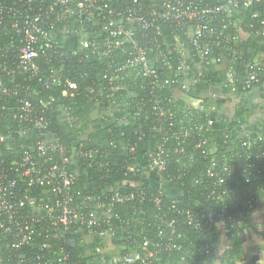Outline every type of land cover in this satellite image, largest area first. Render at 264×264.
Returning <instances> with one entry per match:
<instances>
[{
  "label": "built area",
  "instance_id": "obj_1",
  "mask_svg": "<svg viewBox=\"0 0 264 264\" xmlns=\"http://www.w3.org/2000/svg\"><path fill=\"white\" fill-rule=\"evenodd\" d=\"M255 4L260 5L252 14L255 22L245 29L225 22L224 16ZM165 25L172 30L174 44L164 31ZM230 26L233 33L226 32ZM243 33L261 37L264 44V0H0V157L2 150L16 145L17 141H11L14 134L33 136L19 145L23 150L20 157L7 165L0 163V264H155L163 251L189 256L179 264H257L246 253L225 258L222 246L198 245L194 240L184 246L187 235L182 224L198 228L202 223L192 208L165 204L162 194L172 199L179 196L170 183L183 179V169L194 166L199 153L208 161L188 182L192 186L211 182L212 199L234 192L241 178L250 182L262 172V130L254 133L244 125L237 131V138L244 139L242 148L232 149L234 139L230 138L228 155L219 153L215 137L210 135L217 127L211 114L217 111L216 105L206 103L209 115L198 120L192 112L181 117L161 100H154L152 121L162 134L140 164L142 170L155 174L153 188L159 194L148 196L137 183L139 189L112 185L82 195L74 187L80 170L78 160L109 170L110 151L83 144L68 149L52 131L47 117L54 99L45 101L39 97L42 90L5 81V77L20 73L44 88L64 87L70 92L84 88L95 104L96 118L108 116L120 124H133L145 116V99L167 88L174 102L215 97L218 92L213 88L207 91L210 96L202 97L203 92L195 86L200 83L202 64L223 57L243 62L246 93L260 89L264 51L258 53L257 60H246L243 51L232 46L243 39ZM182 36L189 39L200 61L190 57ZM207 37L211 42L205 41ZM215 48L221 53L216 55ZM174 50L180 54L176 69ZM41 54L47 58L56 54L58 63L44 70L37 63ZM69 55L89 62L104 59L103 79L90 82L86 73L64 76ZM225 76L235 90L236 72L229 66ZM139 82L140 88L145 84L148 89L141 103L135 100ZM9 119L18 126H11ZM128 141H113L111 145L134 152L137 145ZM172 164L179 166L177 172L167 170ZM125 170L137 172L140 168L129 162ZM243 194L231 206V213L228 205L215 212L212 223L228 222V227L237 228L253 217L260 199L246 188ZM136 199L143 205L128 207ZM146 201L154 206L146 207ZM134 213L151 217L149 225L154 232H145L146 226ZM78 241L80 251H73Z\"/></svg>",
  "mask_w": 264,
  "mask_h": 264
},
{
  "label": "trees",
  "instance_id": "obj_2",
  "mask_svg": "<svg viewBox=\"0 0 264 264\" xmlns=\"http://www.w3.org/2000/svg\"><path fill=\"white\" fill-rule=\"evenodd\" d=\"M260 5H253L251 7L245 8L240 7L238 10L233 11L230 16H224L225 22L238 23L244 29L246 25L250 22H255V18L252 17L254 11L259 9ZM165 33L169 34L170 43L174 44L175 41L172 38V30L168 26H164ZM226 32H234V27H228ZM182 40L190 52V57L194 61H200L199 55L196 50L192 47L190 41L185 36H182ZM205 41L211 42V40L205 38ZM232 46L243 51L246 60L255 61L258 59V53L264 51V44L262 39L256 35H250L247 38H243L237 42H232ZM221 53L215 48V54ZM173 66L177 67L178 58L180 54L173 51ZM58 57L56 54H50V58L45 57L43 54L37 58V63L41 68L48 71L50 68L58 63ZM186 63L190 64L189 60ZM230 68H232L237 74V81L235 83V90L233 86H230L226 81L225 71L216 68L214 63L202 64V69L200 72V83L195 86L198 92H207L209 90L217 91L222 95L217 99V110L211 113L217 119V127L210 135L215 137V143L219 153H226L228 155L227 146L231 142H227L228 139H234V143L231 145L232 149L239 151L243 138H237V131L240 130L244 125H248L251 132L261 131L264 133V119L261 122L252 123L249 122V117L256 112L255 103L253 102L252 94H248L242 87V82L245 79L244 64L239 60H230ZM194 67V66H192ZM264 67V62H263ZM64 70L62 73L64 76L78 77L79 75L86 73L88 75V81L103 79V72L105 69V60L96 59L92 62L86 60H80V56H67L64 62ZM264 71V70H263ZM196 73V71H195ZM7 85H14L15 83H22L29 90L37 89L42 90L39 97L43 98L45 101L49 99H54L47 110V117L51 121V129L59 137L61 143L68 149L79 147L81 144L88 148H100L108 149L110 151L109 161L111 164L110 169L107 168H97L95 166H88L85 164L83 159H79V175L75 182L74 187L82 195L93 194L96 191L106 187L115 185L121 188H134L145 190L148 196H156L159 194L153 187L155 174H148L141 169L140 159L145 157L148 153L154 150L156 143L161 137L162 131L156 128L155 123L152 121V106L156 101L161 100L166 107L172 108L174 111H178L180 116H188L189 112H192L195 119L205 120L208 117L207 110L205 108H196L191 102L185 99H178L175 102L170 101L173 99L172 92L167 88L162 90L153 98L149 97L145 99V109L141 119L136 120L133 124H120L115 121L113 117L103 116L102 118H93L94 110L96 109L93 100L88 97L84 91V88H80L77 91L70 92L64 87H52L44 88L40 85L36 79L29 80L26 78L25 74L17 73L14 76L5 77ZM131 80L130 82H132ZM127 83V82H126ZM264 83V78L262 84ZM140 82L135 88L137 94L135 100L139 101L141 96L148 92L145 88L139 87ZM233 94L240 99V103L237 105L235 114L233 118H228L221 116L220 110L224 108L225 98L228 99V95ZM124 96V95H123ZM1 97V93H0ZM37 99H34L36 101ZM207 102L208 99H205ZM141 103V100L140 102ZM147 115L149 117H147ZM3 117H0V123ZM11 126L17 127L18 124L13 122L11 119L8 120ZM190 121H192L190 119ZM188 119L186 122H190ZM4 133H8L7 129L3 130ZM86 137V138H85ZM32 133L29 135H16L12 136V142L17 141L16 145L11 150H2V155L0 157V163L7 165L10 161L15 158L20 157L23 154V150L19 148L21 143L29 142L32 139ZM131 140L133 144H136V150L134 152L121 149L120 147L112 148L111 143L116 142H129ZM135 158V160H133ZM208 160L202 158L200 153L198 154L196 164L192 167H185L183 169L184 176L182 180H176L170 183V187L175 188L179 194L175 199L169 198L164 193L162 198L165 204L176 203L178 207L182 209L192 208L196 214L197 218L200 220L202 225L198 228L188 226L187 224H182V231L187 235L183 239L184 246L188 247L189 240H194L198 245L209 244L211 247H224V254L226 257H239L246 253L245 241L247 239V234L252 226H256L254 221V216L248 218L240 227L232 228L228 227L226 223L228 222H218L212 223L213 216L215 212L219 211L224 205H228L230 208L229 213L233 211L231 206H235L238 200L244 197V189L249 190L259 199L263 196L264 189V162H262V172L255 176L250 182H246L244 178H241V185L234 190V192L228 193L223 199H212L209 196L210 190L213 187L211 182L203 183L196 186H192L188 179L195 176L198 170H203ZM133 163L137 169V172H127L125 167L128 163ZM116 163V165H115ZM179 166L176 164L169 165L167 170L177 172ZM240 174V173H239ZM139 183V185L137 184ZM183 183V184H182ZM221 191L222 188L220 189ZM145 206L153 207V202H145ZM143 205L140 200H135L128 207H140ZM125 212V208L122 207ZM130 213V212H129ZM171 213V212H170ZM129 215V214H128ZM137 217L139 221H142L146 226L145 232L154 230L149 225L152 222L151 217H144L140 214H133ZM170 216H176L172 213ZM178 217L181 218L180 214ZM264 238V232L261 233ZM223 239L229 241L228 244H223ZM75 249L80 251L79 241L74 246ZM189 260V256H181L177 252L163 251L157 258L155 264H179L184 259ZM228 262V259H224Z\"/></svg>",
  "mask_w": 264,
  "mask_h": 264
},
{
  "label": "crops",
  "instance_id": "obj_3",
  "mask_svg": "<svg viewBox=\"0 0 264 264\" xmlns=\"http://www.w3.org/2000/svg\"><path fill=\"white\" fill-rule=\"evenodd\" d=\"M242 37L247 38L248 34L243 33ZM214 64L217 69L226 71L230 65V61L227 57H223L219 61H214ZM260 88L264 89V84ZM205 93H202V95H204ZM251 94L253 95V93ZM254 95L252 96V98L254 97ZM185 96L187 95L185 94ZM218 98H220V96L209 97L207 102L197 99H190V101L191 104H193L196 108H204L206 103H211L213 106L216 105L217 107L216 102ZM260 102L262 103V105H264V101L260 100ZM239 103L240 99L238 97H236L235 95H229L228 100L225 101L224 108L219 111L221 113L220 115L228 118H233L236 107ZM217 110H219V108H217ZM263 119L264 117L262 116L260 111H258L253 113V115L249 117V122L257 123L261 122ZM254 221L256 222V226H252V228L249 230L247 234V239L245 241V246L247 250L246 254L251 260L255 261L257 264H264V238L261 234L262 232H264V195L259 200L257 211L254 214ZM228 243L229 241L227 239H223V244Z\"/></svg>",
  "mask_w": 264,
  "mask_h": 264
},
{
  "label": "rangeland",
  "instance_id": "obj_4",
  "mask_svg": "<svg viewBox=\"0 0 264 264\" xmlns=\"http://www.w3.org/2000/svg\"><path fill=\"white\" fill-rule=\"evenodd\" d=\"M216 92V91H214ZM255 93V95H254ZM211 93H205L203 96H210ZM230 95H233V94H230ZM253 95H254V99H253V102L255 103V110L256 112L260 111V113L262 114V116L264 117V105H262V103L260 102L261 101H264V89L263 88H260V89H257L253 92ZM217 97H221V95L218 93L216 95ZM93 118H96V115L95 113L93 114ZM154 184H157V183H154Z\"/></svg>",
  "mask_w": 264,
  "mask_h": 264
}]
</instances>
